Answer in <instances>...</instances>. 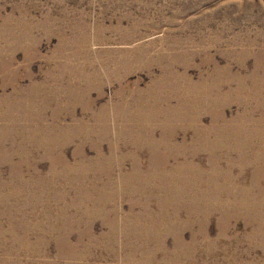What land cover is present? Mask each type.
I'll list each match as a JSON object with an SVG mask.
<instances>
[{
  "label": "rangeland",
  "instance_id": "374dc122",
  "mask_svg": "<svg viewBox=\"0 0 264 264\" xmlns=\"http://www.w3.org/2000/svg\"><path fill=\"white\" fill-rule=\"evenodd\" d=\"M0 264H264V0H0Z\"/></svg>",
  "mask_w": 264,
  "mask_h": 264
}]
</instances>
